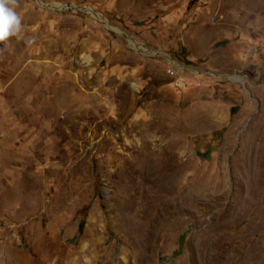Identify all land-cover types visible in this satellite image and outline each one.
Listing matches in <instances>:
<instances>
[{
  "label": "rangeland",
  "instance_id": "rangeland-1",
  "mask_svg": "<svg viewBox=\"0 0 264 264\" xmlns=\"http://www.w3.org/2000/svg\"><path fill=\"white\" fill-rule=\"evenodd\" d=\"M10 6L0 264H264V0Z\"/></svg>",
  "mask_w": 264,
  "mask_h": 264
},
{
  "label": "clouds",
  "instance_id": "clouds-1",
  "mask_svg": "<svg viewBox=\"0 0 264 264\" xmlns=\"http://www.w3.org/2000/svg\"><path fill=\"white\" fill-rule=\"evenodd\" d=\"M11 0H0V42L11 37L19 39L21 32V20L18 14L10 6ZM28 43H31L29 40Z\"/></svg>",
  "mask_w": 264,
  "mask_h": 264
},
{
  "label": "bare ground",
  "instance_id": "bare-ground-1",
  "mask_svg": "<svg viewBox=\"0 0 264 264\" xmlns=\"http://www.w3.org/2000/svg\"><path fill=\"white\" fill-rule=\"evenodd\" d=\"M13 261L14 262H12V264H27V263H23L22 261H20L18 257H15V260Z\"/></svg>",
  "mask_w": 264,
  "mask_h": 264
}]
</instances>
